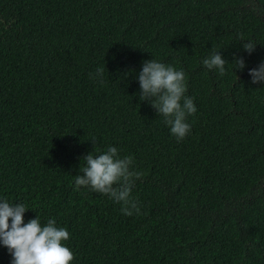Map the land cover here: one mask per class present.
<instances>
[{"label":"trees","instance_id":"obj_1","mask_svg":"<svg viewBox=\"0 0 264 264\" xmlns=\"http://www.w3.org/2000/svg\"><path fill=\"white\" fill-rule=\"evenodd\" d=\"M213 50L223 75L203 65ZM150 59L185 71L182 141L140 100ZM262 62L264 0H0V199L67 228L70 264H264ZM109 146L143 173L139 214L76 190L82 157Z\"/></svg>","mask_w":264,"mask_h":264},{"label":"clouds","instance_id":"obj_2","mask_svg":"<svg viewBox=\"0 0 264 264\" xmlns=\"http://www.w3.org/2000/svg\"><path fill=\"white\" fill-rule=\"evenodd\" d=\"M242 41L243 38H241ZM257 43L245 41L243 48L251 54ZM237 69H244L243 57L235 59ZM227 60L220 50L213 52L203 60L208 70L217 69L221 75L225 72ZM104 67H98L93 79L103 83ZM252 83L264 82V62L249 70ZM140 85V100L148 101L158 115L170 127L177 141H182L190 132L188 116L197 111L193 98L186 95L187 80L183 69L177 70L171 64L155 59L145 60L142 70L137 73ZM84 166L75 176L76 190L81 187L109 196L122 203L121 211L128 216L140 213L138 201L133 198L132 190L143 173L133 169L134 158L121 156L117 147L109 146L106 151L94 150L82 157ZM29 208L24 203H11L0 199V243L12 256L11 264H70L74 259L73 251L66 245L70 232L58 227L54 218L42 225L39 216L25 223V213Z\"/></svg>","mask_w":264,"mask_h":264}]
</instances>
